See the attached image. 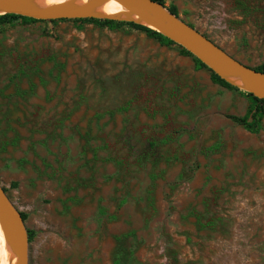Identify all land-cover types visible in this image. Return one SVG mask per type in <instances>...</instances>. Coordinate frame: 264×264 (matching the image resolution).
I'll return each mask as SVG.
<instances>
[{
  "label": "rangeland",
  "instance_id": "1",
  "mask_svg": "<svg viewBox=\"0 0 264 264\" xmlns=\"http://www.w3.org/2000/svg\"><path fill=\"white\" fill-rule=\"evenodd\" d=\"M264 68V0H163ZM48 18L0 29V182L28 264H264V115L144 31ZM264 106V103H263Z\"/></svg>",
  "mask_w": 264,
  "mask_h": 264
},
{
  "label": "water",
  "instance_id": "2",
  "mask_svg": "<svg viewBox=\"0 0 264 264\" xmlns=\"http://www.w3.org/2000/svg\"><path fill=\"white\" fill-rule=\"evenodd\" d=\"M19 0H0V7L15 5ZM93 5L100 2L116 1L126 7L134 16L143 21L136 22L113 17H96L92 15H78L70 12L63 15H39L36 12L23 13L7 11L11 13L31 16L34 18H110L116 20L133 21L152 28L170 40L189 51L211 71L225 79L221 73H229L238 76L246 85L245 91L258 98L264 99V72L241 62L209 37L205 36L194 26L190 25L178 15L172 13L166 6L155 0H91ZM86 11V8H78ZM4 12V13H7ZM2 14V13H0ZM226 80V79H225ZM227 81V80H226ZM229 82V81H227ZM230 83V82H229ZM231 84V83H230ZM235 86V85H233ZM237 87V86H235ZM239 88V87H238ZM240 89V88H239ZM0 211L7 212L6 232L18 255V264H28L29 237L28 229L21 215V211L9 197L5 187L0 182Z\"/></svg>",
  "mask_w": 264,
  "mask_h": 264
},
{
  "label": "bare ground",
  "instance_id": "3",
  "mask_svg": "<svg viewBox=\"0 0 264 264\" xmlns=\"http://www.w3.org/2000/svg\"><path fill=\"white\" fill-rule=\"evenodd\" d=\"M91 4V0H19L13 6L0 7V13L17 11L36 12L39 15H63L75 12L78 15L113 17L144 23L116 1L100 2L93 7ZM78 8L87 10L81 11ZM221 75L232 85L242 90L246 89V85L238 76L229 73H221ZM2 214L3 216L0 211V264H18V255L6 232L7 212L3 211Z\"/></svg>",
  "mask_w": 264,
  "mask_h": 264
},
{
  "label": "trees",
  "instance_id": "4",
  "mask_svg": "<svg viewBox=\"0 0 264 264\" xmlns=\"http://www.w3.org/2000/svg\"><path fill=\"white\" fill-rule=\"evenodd\" d=\"M158 2H161L164 4L163 0H155ZM172 13L178 15L176 7L174 5H171L168 8ZM76 20L81 22H91L100 26H105L109 29H119L123 26H130L139 30L144 31L149 37H153L157 39L161 44H170L174 43L172 40H170L168 37L164 36L163 34L159 33L158 31L149 28L145 25L135 23L133 21H126V20H116V19H110V18H96V17H88V18H77ZM38 21L37 18L31 17V16H25L21 14L16 13H2L0 14V29L7 25H15L19 23H30ZM51 22H56V19H50ZM204 34V33H203ZM205 35V34H204ZM206 36V35H205ZM182 52L188 55H192L189 51L182 48ZM196 67H206L204 63H202L198 58L194 57ZM256 70L263 71L264 68L262 67H254ZM211 79L227 88H235L232 84L227 82L225 79L220 77L215 72L211 71ZM247 96L249 97L251 101V106L247 113L243 116H236V115H228L229 118L236 121L239 125H241L244 129L251 133H257L261 129V121L264 115V99L258 98L252 93H247ZM6 190V189H5ZM21 215L23 219L25 220L26 214L21 212ZM31 232L28 231V237H31Z\"/></svg>",
  "mask_w": 264,
  "mask_h": 264
}]
</instances>
